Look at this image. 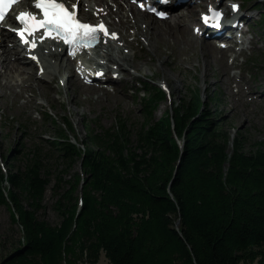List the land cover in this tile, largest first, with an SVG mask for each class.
<instances>
[{
  "label": "trees",
  "instance_id": "obj_1",
  "mask_svg": "<svg viewBox=\"0 0 264 264\" xmlns=\"http://www.w3.org/2000/svg\"><path fill=\"white\" fill-rule=\"evenodd\" d=\"M206 99L191 85L155 119L166 95L154 89L138 124H85L83 147L55 125L24 168L9 173L0 157V205L21 233L0 264H97L102 255L107 264H264V138L247 150ZM50 155L63 167L51 188L57 224L37 216ZM74 160L80 171L64 189Z\"/></svg>",
  "mask_w": 264,
  "mask_h": 264
},
{
  "label": "rangeland",
  "instance_id": "obj_2",
  "mask_svg": "<svg viewBox=\"0 0 264 264\" xmlns=\"http://www.w3.org/2000/svg\"><path fill=\"white\" fill-rule=\"evenodd\" d=\"M244 5L245 8L256 7L253 0ZM259 8L260 6H257V9ZM196 22L197 19L187 22L188 34H191V28ZM146 24L143 23L142 26ZM253 31L256 34H260L256 28ZM121 33L124 34V31H121ZM131 37L129 41L133 45V48H125V51H128L130 55L134 51L142 54L141 57H135V62L137 63L136 65L142 67L147 72V76L151 77L149 79V86H162L167 93V101L160 103L154 113L155 119L160 118L172 102L176 103L179 98L185 95L188 87L195 85L200 89L204 98L205 94L206 96L213 95L214 101L212 102V108L219 112L229 127L232 126L240 130L245 136V147L247 150H250L256 141L263 140L264 63L263 56L260 54L261 52H257L256 55L250 56L247 59L240 56L236 58L235 61L242 67V71H230V75L235 77V81L228 87L222 82L223 74L221 69L215 63H210L208 64L209 68L206 70L200 55H197V57L188 55L181 62L175 61L172 57L165 64H162L160 56L165 55L164 45L159 46L152 40V53L146 54L145 48L142 49V46L147 45V41H144L145 36H134L136 37L134 39L133 36ZM155 55L158 57V61H156ZM206 56L208 57V55ZM243 59L246 61L245 63H242ZM179 60H181V55ZM231 60L232 57L228 56L226 63L230 64ZM247 61L250 62L246 64ZM252 62L256 63L252 64ZM183 65H189L188 69H183L181 67ZM162 74L165 75L166 80H163ZM66 78L70 80H66L70 92L69 98L62 91L56 92L54 89L57 84L51 82L50 79H46V82H49L52 87V91L51 93L49 92L48 96L42 98L38 96V90L34 89L32 93L26 92L24 98L17 101V103L11 99L7 90H1V87L5 86L3 84L7 81L5 76L1 78L0 156L3 158L9 173L18 168H24L23 164L29 158L31 150L39 149L40 151H46L48 148V140H52L59 131L58 126L55 125L61 127L60 124L67 120L71 122L74 129L72 135L75 136L76 140L74 138L72 141L78 146L85 140V124L89 125L92 123L94 126L109 127L114 124L116 116L126 118L129 124H138L143 120L139 114L140 107H142L140 106V101L130 91H128L129 99H127L126 104H123L119 102V98L115 100L108 97L105 98V96L112 94L100 95L99 93L91 92L86 96L79 90L76 82H73L70 77ZM238 81H243V94L250 92L251 89L254 90L253 100L251 98H245L241 94V91L237 87ZM134 83L132 81L131 86H134ZM127 85H129V81L123 80L122 82L114 84L113 87L122 89ZM117 94L121 95V93ZM33 95L36 97L29 102L27 99ZM88 97L97 102L94 104V108H90L87 105L86 101ZM16 105L19 108H15ZM232 106L235 108V111L230 113ZM45 111L52 115V119L45 118L41 115ZM56 120L58 122L57 124H55ZM63 127L66 129L65 126ZM235 131V129H231V134L234 135ZM68 135L72 137L70 133ZM50 158L54 160L46 164L48 175L45 176L50 179V182L43 199L44 209L39 210L37 216L50 224H57L60 218L56 211L53 210L52 205L55 197L53 196L51 188L55 185L56 178L61 177L60 171L63 167L60 162L55 161V157L52 158L50 155ZM74 161L67 172L62 174L63 182L61 186L63 185L64 189L68 187L67 181L69 179L72 180L73 174L80 171L79 162L77 160ZM7 187L9 188V186ZM80 190L81 188H79ZM79 191L77 190L75 194L77 195ZM20 235L21 233L18 231V228L11 225L7 208L0 205V260L7 259L11 251L13 252V247L16 248L18 246L17 241ZM97 264H107L103 255ZM240 264L246 263L241 262ZM252 264H256V262Z\"/></svg>",
  "mask_w": 264,
  "mask_h": 264
},
{
  "label": "bare ground",
  "instance_id": "obj_3",
  "mask_svg": "<svg viewBox=\"0 0 264 264\" xmlns=\"http://www.w3.org/2000/svg\"><path fill=\"white\" fill-rule=\"evenodd\" d=\"M94 2H98L100 7L106 5V2L104 0H93ZM132 9V6H130ZM123 8H120L118 10V13L122 16V18L125 17V14L123 12ZM125 13H127L125 11ZM196 13V5H191L189 9V15H186L185 13L181 12L180 14H173L171 16V19L165 20V21H158L156 19L151 18L149 15L145 13H140L137 11L136 15L138 17V21L136 22L138 24H142L140 20L147 21V26L151 25L150 30L146 31L147 37L146 40L148 42V46L146 48L147 52H151L152 44H150L151 40H153L157 45L161 46L164 45L166 49L168 50V56L175 55V57L179 60L181 55V60L186 59L190 52H195L197 47H201L203 52L202 60L205 65V69L207 70L208 64L215 63L216 66H218L223 74L222 80H225L226 82H230L233 78L229 76V71L236 66L237 64L232 63L231 65L225 64V57H226V50H222L217 48L214 44L207 42L205 40H202L201 38L194 37L191 35H187V29L186 26H183L181 30L178 29L179 26H181L184 22H188V20H193L194 15ZM173 17V18H172ZM126 24V21L122 24V20L120 21V27L124 28ZM136 25V26H137ZM194 28V26L192 27ZM124 30L127 32L130 30V28H124ZM136 35L140 33V28L136 27L135 29ZM11 34L4 32V30L0 29V48L3 47L4 55L3 57H0V66L2 69V73L0 72V78L5 75L7 79L9 80V83L5 86L1 87V90H7L9 92V96L15 103L19 101L20 99L24 98V94L28 91L32 92L33 86L38 88V96L44 98L45 96L49 95V91L47 88L41 87V83L46 81L47 77H50L51 81L54 80H61L63 83L61 84L62 89L65 93V95L69 98V90L67 88L66 79L63 75V69L69 67L70 68V78L72 81L77 82L78 88L80 91H82L85 94H89L91 91V88L88 86L83 85L80 81L77 80L76 74L73 70V64L75 61L69 60L67 58H62L61 61L58 64H54L52 70L49 69L48 64H46V61L44 60L43 56L37 51L40 60L39 62L44 67V72L42 74L35 73L34 67L35 64L32 62L31 59H29L27 56H25V51L20 46H17V49L14 53L15 61L16 63H12L10 61V57L8 56V49L6 47V39L11 38ZM45 44V43H44ZM130 43L127 41V45ZM56 47L55 44H50L42 48V50L48 49L50 51V56L54 59H58L62 52L60 50L53 52L52 48ZM178 49V52H177ZM111 51V50H110ZM110 51L107 52V60L108 62H111V64L116 65L119 69L125 70L130 67L132 64V60L135 58V56L131 55H124L123 53L119 52L118 56H114L111 54ZM98 53V52H97ZM208 55V57L206 56ZM156 57V60L158 61V57ZM26 63H29L27 66ZM138 66H135L137 68ZM104 69V67H99L96 70ZM38 70V69H37ZM96 70H93V72H96ZM116 71H112L114 73ZM35 74L38 76H35ZM17 78L19 79V82L13 83L16 81ZM163 80H166V77L164 74H162ZM97 93H103L106 94L105 91ZM4 96L6 94L3 93ZM36 96L33 95L29 98V100H33ZM111 98L113 100L119 98V102L126 104L127 102V95L125 92L122 91L120 94H112L107 95L105 98ZM87 105L90 108H94V104L97 103L93 101L91 98H88L86 101ZM15 108H19L18 105L15 106ZM234 112V109L231 110L230 113Z\"/></svg>",
  "mask_w": 264,
  "mask_h": 264
},
{
  "label": "snow or ice",
  "instance_id": "obj_4",
  "mask_svg": "<svg viewBox=\"0 0 264 264\" xmlns=\"http://www.w3.org/2000/svg\"><path fill=\"white\" fill-rule=\"evenodd\" d=\"M15 2L17 0H0V23L6 19L7 10ZM32 2L34 8L39 9V13L30 10L21 11L16 17L19 25L11 29L31 48L37 46L36 33L39 29H43L42 35L39 36L40 40L45 37L63 40L73 55L76 54L77 49L92 47L101 38V34L105 37L111 35L113 38L118 36L116 32L109 33L103 20L93 24L79 19L77 6L79 0L73 3L71 8L67 6L65 0H32ZM163 2H167V0H163ZM238 7V4L232 5L233 9ZM150 10L161 17L168 15L164 11H157L154 7ZM222 15L221 11L210 8L209 12L202 16V19L206 25L211 24L219 28L222 26ZM196 31L199 33L200 28L197 27ZM100 74L102 73H97V75Z\"/></svg>",
  "mask_w": 264,
  "mask_h": 264
}]
</instances>
